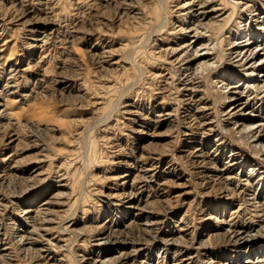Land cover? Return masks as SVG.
Returning a JSON list of instances; mask_svg holds the SVG:
<instances>
[{
    "label": "bare ground",
    "instance_id": "obj_1",
    "mask_svg": "<svg viewBox=\"0 0 264 264\" xmlns=\"http://www.w3.org/2000/svg\"><path fill=\"white\" fill-rule=\"evenodd\" d=\"M69 1L70 8L59 7L62 0H0V193L11 189L8 206H0V264H264V0ZM104 9L111 10V20L104 11L96 16ZM68 16L71 42L84 45L99 35L84 52L73 48L80 57L70 69L82 71L87 60L94 74L111 80L91 93V83L89 88L83 79L76 87L63 68L53 80L59 96L73 103L93 100L95 115L111 104L122 107H110L97 120L93 130L101 141L90 140L93 130L78 132L83 120L65 123L87 141V155L70 149L80 161H62L73 171L61 173L42 165L49 157L42 136L64 123L48 117L39 102L49 52L65 41ZM112 21L128 26L122 25L128 36L119 48L129 55L119 62L102 40ZM141 64L160 69L149 75ZM139 87L143 93L146 87L147 100L123 103L130 93L137 97ZM23 105L32 115L17 112ZM64 110L58 114L66 117ZM118 115L132 135L129 154L122 155L126 144L114 135L102 136V127H116ZM112 120L115 125H108ZM100 142L121 157L108 161L114 169L109 176L102 170L95 179L94 163L105 164L97 161ZM80 170L81 189L89 195L81 201ZM103 181L114 187L97 192L94 183ZM24 195L29 198L20 202ZM92 196L97 199L89 201ZM74 209L83 213L80 220L70 216ZM7 226L10 242L4 239ZM70 240L77 242L74 252Z\"/></svg>",
    "mask_w": 264,
    "mask_h": 264
},
{
    "label": "rangeland",
    "instance_id": "obj_2",
    "mask_svg": "<svg viewBox=\"0 0 264 264\" xmlns=\"http://www.w3.org/2000/svg\"><path fill=\"white\" fill-rule=\"evenodd\" d=\"M67 1V2H66ZM62 0V4L61 5H59V7H61V6H65V7H68L67 5H69V4H65V3H70L71 4V1H69V0ZM33 5H32V10H33V12H34V14H35V16L37 17V16H39L40 17V15L42 14L39 10V7L37 8V6L35 5V2L34 3H32ZM69 8H70V5H69ZM36 10V11H35ZM54 10H56V8H53V10L52 11H54ZM104 11V12H103ZM110 11V12H109ZM103 12V13H102ZM100 13H102L103 14V17L105 16V18L104 19H106V20H111V19H109L111 16H112V12H111V10H107V9H104V10H101V11H98L97 13H96V16L98 17L99 15H100ZM42 16V15H41ZM71 16V15H70ZM70 16H68V17H66L65 19H64V21L66 22L65 23V26L64 27H67V29H63V31L65 30L66 32L64 33V40L67 42V43H65V41H63L62 42V40H60V42H59V40H58V42H56V45H55V47L54 48H52V50L49 52V55H48V61H50V63L48 62V68L49 69H47L48 70V72L50 73H48V75H47V82L45 83L46 84V87H45V90H43L42 92L43 93H41L40 95L41 96H44V94H45V96L44 97H41L40 95V97H41V100L43 101V103H42V101H38L39 103H40V107L42 108L43 106V108H42V111H43V109H45V107L47 108V109H45L44 111H46V110H48L47 111V113H46V115L49 117V114H50V117L51 118H60L61 117V121H63V125L61 126V128H59V132L57 131V132H52V133H50V132H48L47 134H46V136L44 135V136H42L43 138H45L46 139V143L48 144V154H49V157H50V160H48L49 159V157L48 158H46V162L45 163H43L42 165H49L50 167H51V170H54V171H58V170H60V172L62 173V172H64V171H66V173L67 172H71L72 173V167L73 166H67L68 168H66V166L63 168V166L61 167V165H62V163L63 162H65V163H67V160H71V158L73 159V157H77V159H78V157H80L81 158V156L80 155H82V157H84L85 155H87L86 153V149L87 148H85V147H83V146H85L86 145V140L85 141H83L81 138L82 137H80V136H75L76 134H75V132H74V134H71L70 132H72V131H75V129H77V128H75L73 125V123H74V121L75 120H80L81 119V121L83 120V123L84 122H88V121H90V123L88 122V123H82L81 125H80V128H79V130H78V132L79 131H82V130H86V132L87 131H90V130H93V128H94V126H96V122H97V120L98 119H100V118H102L104 115H106L109 111H111L112 110V108H110V107H112V106H114L113 107V109L116 107V108H118V107H122V106H116L115 104H111V106L110 107H108L107 108V110L106 111H104V112H102V114H100V115H95L94 114V109L95 108H93L94 106L96 107V103H94L93 104V100H87L88 98H84V101H83V99L82 100H77V101H74V103L72 102V101H64L63 99H64V96L66 97V94H64L63 96H59V92L57 91L58 90V87H57V85L54 83V79H56V75L57 74H55V73H58V72H60V71H65L66 70V73L67 74H72V82L73 81H75L74 82V84H76L77 86L76 87H78V85L79 84H81L82 83V81H84L85 79H86V82H87V87L89 86V88L91 87V86H93L94 87V89L92 88L91 90H90V92L92 93H94L95 91L96 92H98L99 93V91H98V86L97 85H103V84H105L106 83V81L107 82H110L109 80H111V79H109L108 77H106L107 75H104V74H102L101 76H99V74H94V72H93V70H94V68H93V66L92 65H90V63L86 60V59H84V61L86 60V63H85V66L84 67H82V71H77V70H75V69H73V68H71L70 69V67H69V65H71V64H73L72 62H74V61H79V54H75V49H77L76 51H80V53L81 52H84L85 51V49L93 42V40L95 39V38H97L99 35H94V38L92 39V40H90V41H88L89 43L88 44H84V45H81V42L80 41H78V40H75L76 42H74V41H72L71 42V39L69 38L70 36H71V34H70V29H68V28H70L69 26H71V21H70ZM95 16V15H94ZM94 16L93 17H91V18H93L94 19ZM95 16V18H97ZM90 18V19H91ZM108 18V19H107ZM72 19V18H71ZM90 19H86V21H88V20H90ZM70 21V22H69ZM91 21H92V19H91ZM108 24H110V23H108ZM112 25H110L111 27H109V28H104L103 30H104V32L107 34H104V36L102 37V40L104 39L105 41H106V43H108V45L111 47L110 49H111V51L113 50V51H115L116 50V55H115V53H114V56H113V62H116V60L118 61V59H120L119 61H122L126 56H128L129 54H126V53H124L125 51H121L120 50V44H122L123 43V41H125V39H126V37L128 36V34H127V31H125V30H123V29H127L128 28V26H126L125 24H121V26L120 25H118V24H114V22L112 21V23H111ZM114 25V26H113ZM122 25H123V27H125V28H123L122 27ZM125 25V26H124ZM119 26V27H118ZM119 28V29H118ZM117 30L119 31V32H117ZM67 31H68V33H67ZM121 31V32H120ZM124 31V32H123ZM110 34L111 32V36H114V35H118L117 37H111V36H109V34ZM18 34H17V36L19 37V36H23V33L22 32H17ZM114 33V34H113ZM127 34L126 35V37H125V34ZM120 34H123V36H121ZM69 35V36H68ZM67 36V37H66ZM121 36V37H120ZM17 37V38H18ZM110 38H111V40H112V42H111V40H110ZM123 40H121V39ZM23 39V37H19L18 38V40H20V42H21V40ZM89 40V39H88ZM119 40H121V41H119ZM153 40H155V38H153ZM68 41H70V42H68ZM110 41V42H109ZM156 41H157V39H156ZM60 43H63V44H66V46L65 45H60V47H59V44ZM75 43V44H74ZM71 44H74L73 46L71 45ZM68 45V46H67ZM62 46V47H61ZM65 46V47H64ZM114 46V47H113ZM57 47V48H56ZM70 49H69V48ZM116 47V48H115ZM58 48H60V49H58ZM68 48V49H67ZM73 48H75V49H73ZM119 48V49H118ZM61 50V51H60ZM71 52V53H69V52ZM120 52V53H119ZM123 53V55L122 56H120L119 54H122ZM68 53V54H67ZM83 54V53H82ZM124 55H126L125 57H124ZM118 56V57H117ZM73 57V59H71ZM85 58V57H84ZM78 59V60H77ZM71 60H72V62H71ZM67 61H68V63H67ZM118 61V62H119ZM71 63V64H70ZM75 63V62H74ZM150 67V68H149ZM145 66V65H142L141 64V68H144V69H142L144 72H150V73H148L149 75H152V74H154V73H156L157 71H159V70H157V69H160V68H156V66H154V65H152V66ZM153 67H155V68H153ZM62 68V69H61ZM65 70H64V69ZM69 68V69H68ZM87 68V69H86ZM153 68V69H152ZM69 70V71H68ZM81 72V73H80ZM153 72V73H152ZM93 73V74H92ZM74 74V75H73ZM147 73H145V75H147V76H145L144 75V79L146 78L147 79V82H149V79L151 78L149 75H148ZM55 75V76H54ZM86 75V76H85ZM73 76H77L76 78L75 77H73ZM80 76V77H79ZM95 76V77H94ZM100 78H99V77ZM102 76H104L105 77V80H104V78L102 77ZM79 77V78H78ZM82 77V78H81ZM87 77L89 78V79H87ZM122 77H125V75H123ZM77 79V80H76ZM84 79V80H83ZM145 79V80H146ZM152 79V78H151ZM51 80H52V82H51ZM91 80V81H90ZM100 80V81H99ZM103 80V81H102ZM95 81V82H94ZM98 81V82H97ZM97 82V83H96ZM101 82V83H100ZM89 83H91V86H90V84ZM94 83V84H93ZM99 83V84H98ZM89 84V85H88ZM97 84V85H96ZM107 84V83H106ZM49 85H50V87H49ZM54 85V86H53ZM53 86V87H52ZM96 86V87H95ZM50 88H51V90H50ZM97 90H96V89ZM146 88V87H145ZM145 88H144V92L145 93H143L142 92V90H140V87L139 88H136V90H139V91H136V96L137 97H135V94L134 93H130V94H128V96H126V98L124 99V101H123V103H130V102H134V101H136V102H138V104H142V102H144V101H146L147 100V92L148 91H146L145 90ZM49 89V90H48ZM57 89V90H56ZM120 90H121V88H119ZM118 89V90H119ZM48 92H47V91ZM93 90V91H92ZM118 90H117V92H118ZM119 90V91H120ZM53 94H52V93ZM47 94V95H46ZM90 94V93H89ZM117 94H119V92L118 93H116L115 95H116V97H117ZM133 94V95H132ZM115 95L113 96V97H115ZM95 98V100H96V98L97 97H94ZM139 100H138V99ZM40 100V99H39ZM62 101V102H61ZM86 101V102H85ZM127 101V102H126ZM130 101V102H129ZM37 102V103H38ZM77 102V103H76ZM78 102H80V103H78ZM92 103V105H89L90 103ZM38 103V104H39ZM81 103H83V104H81ZM86 103H87V105H86ZM74 104V105H73ZM78 104V105H77ZM43 105V106H42ZM83 105H85L86 107H84ZM89 105V106H88ZM19 107H21V106H19ZM19 107H17V112H19L20 114H23V113H25V114H23V115H25V116H27V113L28 114H31L32 115V112H31V110H30V108H29V106H25V105H23L22 106V109L21 108H19ZM82 107V108H81ZM70 109V110H68L67 111V109ZM110 108V109H109ZM20 109V110H19ZM52 109H54V110H52ZM64 109H66V111L64 110ZM80 109H82V110H80ZM84 109V110H83ZM30 110V111H29ZM41 110V109H40ZM63 110H64V115H66V117L64 116H61L62 114H63ZM50 111V112H49ZM61 111H62V114H61ZM87 111V112H86ZM89 111V112H88ZM91 111H92V113H91ZM22 112V113H21ZM54 112V113H53ZM67 112V113H66ZM70 112L71 113H73L72 114V116H71V114H70ZM117 112V111H116ZM45 113V112H44ZM58 113H60V114H58ZM77 113V114H76ZM57 115H60V116H58L57 117ZM75 115V116H74ZM93 115V116H92ZM68 116V117H67ZM91 116V117H90ZM96 116V117H95ZM119 116V117H118ZM117 116V118H118V120L120 121H117V125H116V127H114L115 129H116V131H115V129L112 127V128H110V130H107V132H106V130H103L104 128L102 127L101 128V130L102 131H105V133H106V135H105V133H103L102 134V136H115V139H118L119 141H120V143H122V145L124 144H126V147L125 148H123L122 149V155L125 153V154H129L130 152V142H131V137H132V135H130V132L128 131L129 129L126 127V125L124 126V125H121L122 123L123 124H126V122H125V120H123V119H120L121 118V115H118ZM71 117V118H70ZM81 117V118H80ZM91 119H90V118ZM100 117V118H99ZM67 118V119H66ZM75 118V119H74ZM89 119V120H87V119ZM69 119V120H68ZM73 119V120H72ZM71 120H72V122H71ZM95 120V121H94ZM123 120V121H122ZM66 122H71V123H69V124H65ZM95 124H94V123ZM119 122V123H118ZM90 126H89V125ZM92 124H94V125H92ZM113 124L115 125V122H114V120H112V123L111 124H108V125H110V126H113ZM68 125V126H67ZM72 125V126H71ZM89 127V129H88V127ZM119 125V126H118ZM65 126V127H64ZM81 126H83V127H81ZM87 127L86 129H85V127ZM93 126V127H92ZM79 127V126H78ZM92 127V128H91ZM81 128H82V130H81ZM19 129H22L21 127H19ZM113 130V131H112ZM62 132V133H61ZM73 133V132H72ZM89 133H91V132H89ZM88 133V134H89ZM97 133V134H96ZM122 133V134H121ZM49 134V135H48ZM96 134V135H95ZM73 135V136H72ZM99 134H98V132H95L94 130L92 131V134H91V136H90V140H94V138H97L99 141H101L98 137ZM124 135V136H123ZM128 136V138H125V137H127ZM50 136H52L51 138H50ZM75 136V137H74ZM79 137V138H78ZM124 137V138H123ZM55 138V139H54ZM68 138V139H67ZM127 139H129L128 140V142H126L125 143V140H127ZM57 141V142H56ZM75 143V147H74V144L72 143ZM75 141V142H74ZM77 141H79V144H77L78 142ZM83 141V145L81 144V142ZM89 141V140H88ZM51 143V144H50ZM84 143H85V145H84ZM100 144V145H99ZM98 145H97V148L95 149V152H96V154H97V161L99 160V162H105V164H99V165H101V166H98V164H96V163H94V167L91 169V171L92 172H90L92 175H94L95 177V179H98L97 177H100V176H98V173H99V171H105V173H106V175H108L109 176V174L112 172V171H114V169H112V170H109V168H112V166L110 165V162H108V161H112V160H117L118 158H120L121 157V154H118L117 152H116V150H113V149H109L111 146H107V147H109L108 149H107V147H101V144H102V142H100ZM70 145V146H69ZM81 145H82V147H81ZM79 146V147H78ZM70 147V148H69ZM77 147V148H76ZM81 149V150H79L78 151V149ZM104 148V149H103ZM74 150V149H77L76 151H78L79 153H80V155H76V154H78V152H75V154H73L72 156L70 155L72 152H70L71 150ZM98 149V150H97ZM66 150L68 151V152H66ZM103 150V153L105 152V150H106V152L104 153V155L102 156V153H101V151ZM113 150V151H112ZM129 150V151H128ZM83 152V153H82ZM108 152H109V154H108ZM68 153V154H67ZM70 153V154H69ZM111 153V154H110ZM51 154V155H50ZM76 155V156H75ZM109 156V158L107 159V157ZM68 156V157H67ZM100 157V158H99ZM101 157H102V159L104 160H102L101 159ZM111 157H113V158H111ZM116 157V158H115ZM79 158V159H80ZM78 159V160H79ZM77 160V164H75V168H77V166H79V161ZM106 160V161H105ZM50 161V162H49ZM63 161V162H62ZM48 162V163H47ZM53 164H52V163ZM107 162V163H106ZM51 163V164H50ZM61 163V164H60ZM70 163V162H69ZM58 166V167H56V166ZM106 165V166H105ZM108 165V166H107ZM53 166H54V168H53ZM59 168V169H58ZM63 168V169H62ZM66 168V169H65ZM74 168V169H75ZM105 168V169H104ZM64 170V171H63ZM96 171V172H95ZM82 171L80 170L79 172H77L78 173V175L76 176V178H77V182H78V185H79V189H77L78 191H77V194H76V196L78 195V199H79V201H81L83 198H87V195H88V193L86 192V191H84L83 189H81V187H82V182L84 181V178H85V175L84 174H81V176H80V173H81ZM98 172V173H97ZM84 175V176H83ZM97 175V176H96ZM54 176V175H53ZM84 177V178H83ZM82 178V179H81ZM94 179V180H95ZM54 180L55 179H52L51 181H52V183H51V181H50V183L53 185V182H54ZM51 184H48V185H51ZM95 185H94V187L93 188H96L95 190H98L97 192H103V191H105L106 189H108V188H113L114 187V182H109V181H106V183H105V181H103V183L101 182V183H94ZM109 186V187H108ZM83 187H84V185H83ZM19 188H20V186H16L15 187V191H19ZM98 188V189H97ZM6 188H4L3 190H1V193H0V206H4V205H7L8 206V202H10V195H9V193L8 192H11V189L9 190H5ZM82 190L84 191V192H86V194L84 193V192H82ZM89 190H91V189H89ZM3 191V192H2ZM88 191V190H87ZM79 192V193H78ZM80 192H81V194L83 195H81L80 194ZM3 194V195H2ZM4 194H5V196H4ZM80 194V195H79ZM7 195H8V197H7ZM81 196V197H80ZM84 196H86V197H84ZM89 196V195H88ZM94 196H92V197H90L91 199L89 200V201H93V200H95V199H97V197L95 196L94 198H93ZM29 198V196L27 195V196H25L24 195V197L22 198V200L20 201V202H22V201H25V199H28ZM2 204V205H1ZM11 206V207H10ZM9 207H7L8 209H9V213H10V215H14V216H16L17 215V213L15 212V206L14 205H10ZM90 206H93L91 203H90V205L88 206V207H90ZM98 208H100V203H98ZM154 208H156L157 206H153ZM3 207H1V209H2ZM14 211V212H13ZM74 211V212H73ZM72 211V213L74 214H70V216L72 217V218H74V219H78V220H80L82 217H83V215H81V214H83V213H81V211L80 210H78V209H74ZM192 213L193 212H191V216H192ZM181 214V212L180 213H178L177 214V216L178 215H180ZM92 216V215H91ZM90 216V217H91ZM17 217V216H16ZM89 217V216H88ZM1 218V217H0ZM6 225H8L7 223H6ZM6 229V231H4V239L6 240V242H10V241H12V239H10V238H13L12 237V235L10 234L11 232H12V230L7 226V227H5ZM10 232H9V231ZM6 234V235H5ZM12 234H13V232H12ZM8 236V237H7ZM3 237H1V239H2ZM9 241H8V240ZM73 241V240H72ZM82 240H80V242H81ZM80 242H78V244L80 245L81 243ZM70 245H69V248H71V252H74V251H76L77 250V247L75 246L76 245V243H73V242H71V240H70ZM89 248V249H88ZM16 248L13 246V254H14V256H15V258H16V260H19V261H21V259H22V256H20L17 252V250H15ZM74 250V251H73ZM85 250L87 251V252H91V250H92V253H94V254H96L97 253V250L96 249H90V246L89 245H86L85 246ZM15 251V252H14ZM18 257H17V256ZM20 256V257H19ZM244 259L245 258H243L241 261L243 262L244 261ZM23 261H25L24 259H22ZM22 261V263L21 264H27L28 262L26 261L25 263Z\"/></svg>",
    "mask_w": 264,
    "mask_h": 264
}]
</instances>
